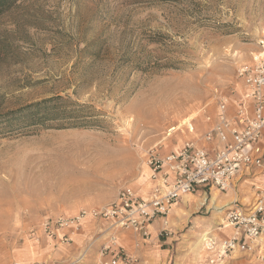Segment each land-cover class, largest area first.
Segmentation results:
<instances>
[{
    "label": "rangeland",
    "instance_id": "1",
    "mask_svg": "<svg viewBox=\"0 0 264 264\" xmlns=\"http://www.w3.org/2000/svg\"><path fill=\"white\" fill-rule=\"evenodd\" d=\"M261 40L264 0H17L0 15V264L51 261L44 257L50 244L29 238L48 218L100 210L127 185L147 196L149 152L165 155L193 137L205 145L217 98L234 111L244 93L237 69L253 63ZM55 97L79 105L69 106L78 117L42 125L12 115ZM172 127L180 129L168 136ZM240 183L234 193L248 204L251 193ZM201 196L204 205L185 207L182 199L167 225L153 222L160 228L151 248L131 232L133 246L155 253L141 261L122 245L131 264H209L199 238L212 228L215 208L211 193ZM92 221L97 233L64 263L85 264L96 241H105L106 226ZM225 264L264 261L235 253Z\"/></svg>",
    "mask_w": 264,
    "mask_h": 264
},
{
    "label": "built area",
    "instance_id": "2",
    "mask_svg": "<svg viewBox=\"0 0 264 264\" xmlns=\"http://www.w3.org/2000/svg\"><path fill=\"white\" fill-rule=\"evenodd\" d=\"M262 52L252 64L237 69L244 84V93L235 104L233 113L229 100L217 98L216 117H207L210 129L202 136L186 140L182 147L161 155L153 150L147 165L152 188L141 196L130 185L124 186L116 199L100 210H83L72 217L48 218L29 233L35 243L51 240L55 245H69L86 219L106 223L99 234L106 237L98 264H131L132 256L120 244L119 232L130 231L143 241L151 237L150 227L159 220L168 224L175 204L186 195L234 191L236 183L259 179L253 185L252 201L239 203L226 213L223 227L230 236H208L204 249L209 264H225L235 253H245L264 261V40ZM189 134H196L192 122L185 124ZM172 127L168 136L179 130ZM83 259L81 255L76 262ZM19 264V263H14ZM28 264H66L64 262H35Z\"/></svg>",
    "mask_w": 264,
    "mask_h": 264
},
{
    "label": "crops",
    "instance_id": "3",
    "mask_svg": "<svg viewBox=\"0 0 264 264\" xmlns=\"http://www.w3.org/2000/svg\"><path fill=\"white\" fill-rule=\"evenodd\" d=\"M231 112L233 113V110ZM262 142L264 143V141H262ZM258 181H259L258 178L253 179V180H249V181H245V182L240 183L239 187H240V189H243V188L248 189L249 190L248 192L251 193V197H253V188L252 187L254 184L258 183ZM141 183H142L141 180H138L133 185H134V187H136V189L137 188L139 189V186ZM235 185L238 186L237 183ZM151 188H152V183L150 184V182H149L147 185H144V188L142 190L144 191V194L146 195L147 193H150ZM210 193L212 194L211 199H210V207L215 208L214 215L216 214L219 217H221L220 218L221 220H222L221 215L224 214V212H225L224 208L226 207V204H229V205L233 204L231 207H229V209H231V208H233L239 204L238 198L235 195L234 191L232 194L228 195L230 197H227V195H225V197H227L226 200L223 199V197H220V194H219L220 192H218L216 190H212ZM192 196L197 197V198H206L205 196H201V193L198 195H192ZM214 196H216V202L213 204V203H211V200ZM245 200L246 199H244V201ZM182 203H183V206H185V207L190 205V204L185 203L184 197H183ZM229 205H227V206H229ZM178 207H179L178 205H174L173 210L174 211L179 210ZM219 208H220V210H219ZM221 211H223V212L221 213ZM219 213H221V214H219ZM214 215H213V217H214ZM213 217L210 220V222L213 220ZM101 224L103 226H106V223H101ZM211 225L213 227L212 223H211ZM159 228H160V222L156 223V224H152V226L150 227L151 239H150V241H147V242L145 241L147 249L151 248L152 242L156 243L155 241H156V239H158ZM208 228H209V226H208ZM223 229H225V228L223 226H221L220 230H218V231H221L222 234L226 235L225 237L230 236V234H231L230 230H227V232L225 233L223 231ZM97 230H98V228L96 227V223L93 222L92 219H86L83 222V226L81 228V231L72 239L71 244L62 245L61 248L55 249L54 247L56 245L54 242H52L51 240H45V242H47V244H50V245H49V249L46 250L47 253L44 257L47 259H52V260L51 261L48 260V261H44V262H68V261L75 260L82 253V250L87 246V244H88L89 240L92 238V236L97 233ZM130 233L131 232H129V231L119 232L120 244L125 246L126 249L131 254H133L135 257L141 259V261L146 260V259L148 260V257H151V256L153 258H155V253L154 252L149 253L147 250H144L143 247H145V246L143 244H140L137 248L135 247V245L133 246L134 236ZM102 244H103V240L96 241V243L93 245V247L90 250V254L88 256V259H86L84 262L85 264H96L99 261L98 254H99V251H100ZM28 254H26V256L23 257L24 260H28L30 258V256ZM140 264H142V263H140Z\"/></svg>",
    "mask_w": 264,
    "mask_h": 264
},
{
    "label": "trees",
    "instance_id": "4",
    "mask_svg": "<svg viewBox=\"0 0 264 264\" xmlns=\"http://www.w3.org/2000/svg\"><path fill=\"white\" fill-rule=\"evenodd\" d=\"M17 0H0V15L10 10L15 4ZM70 105H75L80 107L77 104L71 103L68 100H65L62 97L50 98L48 100H44L37 104H33L31 106H27L17 112H13L12 115H17V117L21 116H33L36 119V122L41 123L42 125H47V122L58 120V119H66L70 117H78L79 110H69ZM78 121V120H77ZM82 124L81 122H76L74 124H67L72 128H77L78 125ZM61 124L60 126H63Z\"/></svg>",
    "mask_w": 264,
    "mask_h": 264
},
{
    "label": "bare ground",
    "instance_id": "5",
    "mask_svg": "<svg viewBox=\"0 0 264 264\" xmlns=\"http://www.w3.org/2000/svg\"><path fill=\"white\" fill-rule=\"evenodd\" d=\"M187 120V119H186ZM189 121H184L182 123V125L187 124ZM190 125V122L188 123ZM177 128V127H176ZM185 199V203L186 204H190V206L192 207H200L202 205L205 204L206 198H197V197H193L192 195H186L184 196ZM216 202V196H214L211 200V203H215ZM229 204H226V206ZM220 210V208H219ZM223 210V209H222ZM223 211H221L222 213ZM219 213V214H221ZM221 217H219L218 215H214L213 220L211 221V223L213 224V227L210 228V230L206 233H204L201 238H199V243H203L207 240L208 236H210L211 234H214L216 231L220 230V224L217 223L219 221ZM221 220V219H220ZM85 221V220H84ZM216 222V223H215Z\"/></svg>",
    "mask_w": 264,
    "mask_h": 264
}]
</instances>
